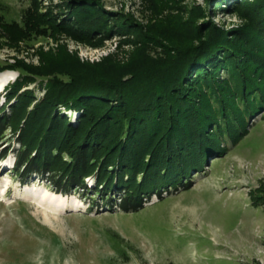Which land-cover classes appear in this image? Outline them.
I'll list each match as a JSON object with an SVG mask.
<instances>
[{"label":"rangeland","instance_id":"rangeland-1","mask_svg":"<svg viewBox=\"0 0 264 264\" xmlns=\"http://www.w3.org/2000/svg\"><path fill=\"white\" fill-rule=\"evenodd\" d=\"M1 1L4 9L0 10V22L7 23L14 36L0 37V65L5 67L0 72L10 70L15 78L3 87L0 106L7 101V85L21 73L19 65L57 68L73 62L75 68L83 64L89 73L103 68L99 72L106 70L110 75L115 72L112 62L124 63L136 55L142 34L167 30L177 23L182 28L197 14V24L212 21L219 31L231 38L234 33L237 38L238 28L245 29L249 22L243 10L237 9L247 0ZM31 4L37 7L36 12L56 22L52 29L46 33L17 30L22 11ZM245 33L247 37L238 41L250 53L234 50V59L239 60L238 68L246 79L243 92L264 102V35L254 38L250 37L252 32ZM148 41L152 56L163 50L150 38ZM220 57L216 90L222 82L234 87L228 61ZM125 74L124 84L131 80L123 88L125 91L135 89L141 94L149 89L146 83L147 87H142V77ZM40 79L27 83L20 91L30 89L35 96H43L48 77ZM203 89L205 96L198 94L193 99L200 106L202 102L203 107L209 104L206 109L213 106L212 112L218 111L223 118L222 102L214 100L217 96L213 92ZM239 97L234 96V107L231 103L227 108L234 114L245 107ZM123 101L127 105V99ZM120 108L116 113L122 111ZM63 110L75 122L81 112ZM176 113L175 120L180 121L187 112L178 108ZM199 117L200 114L185 118L183 128L169 120V126L161 124L163 129H169L165 140L178 136L176 139L185 137L183 141H189L180 158H173L174 165L168 162L172 167L169 175L176 177L179 172L177 178L187 181L162 183L158 179L156 188L162 191L163 199L154 193L135 212H124L116 206L107 209L102 195H95L93 190L85 197V193L81 196L77 191L62 195L36 174L23 181L11 168L14 150L2 157L8 144L0 142V264H264V106L247 116L241 140L221 139L220 149L210 147L206 135L201 134L206 121ZM181 129L187 130L186 135ZM195 130L193 137L187 136ZM10 141V147L18 146L15 139ZM199 149L202 154L197 159L193 154ZM195 160L201 162L199 167L186 172ZM88 177V185L94 187V176ZM135 187L134 183L132 189ZM50 192L58 195L57 200L50 197Z\"/></svg>","mask_w":264,"mask_h":264},{"label":"trees","instance_id":"trees-1","mask_svg":"<svg viewBox=\"0 0 264 264\" xmlns=\"http://www.w3.org/2000/svg\"><path fill=\"white\" fill-rule=\"evenodd\" d=\"M244 3L237 9L243 10L249 22L245 29L238 28L237 38L234 33L231 38L219 31L212 21L197 24L196 14L182 28L177 23L167 30L140 35L138 41L141 43L136 55L124 63L112 62L110 66L115 72L110 75L106 70L99 72L103 68L95 70L96 74L89 73L83 64L78 63L82 67L75 68L73 62L57 68L19 65L21 73L7 85V101L0 106V142L8 144L1 156L5 157L10 149L14 150L16 162L13 169L23 181L36 174L63 193L77 191L86 196L89 190H93L95 195H102V204L109 209L116 206L124 212H135L154 193L163 199L162 191L156 188L158 179L162 183L187 181L177 178L179 172L176 177L172 176L173 173L169 175L172 167L168 162L174 165L173 158H180L179 154L189 142L183 141L185 137L176 139L178 136H168L165 140L164 135L169 129H163V125L178 122L183 128L185 118L200 114L198 119L206 121L201 134L206 135L210 147L213 145V148L220 149L218 142L221 139L241 140L247 116L264 106L263 100L251 99L248 93L243 92L246 79L238 68L239 60L234 59V50L241 49L244 55L250 53L242 49V43L238 41V38L243 40L247 37L245 32H252L250 37L254 38L264 35V0H247ZM1 9L4 7L0 0ZM36 10L32 4L24 8L20 22L17 21V30L46 33L53 28L56 22ZM0 30L4 32H0V37L13 38L14 30L11 31L7 23L3 25L0 22ZM149 38L163 49L156 56H152L151 47L147 46ZM222 53L224 55L220 57ZM218 57L228 61L234 87L222 82L216 90L218 68L222 65ZM1 68L5 67L0 65ZM125 73L132 78L142 77L145 80H142V87L148 85L149 89L141 94L135 89L125 91L123 88L132 79L124 84ZM40 77V81L48 77L43 96H35L30 89L20 91L24 85ZM203 88L217 96L215 101L222 102L220 112L223 118L218 116V111L212 112L215 111L213 106L206 109L208 103L203 107L202 102L200 106L193 99L198 94L205 96ZM221 94L231 102H226ZM234 96H240L239 101L245 103V107L235 114L227 110ZM124 99H127V105L123 103ZM121 105L124 108H120ZM192 105L196 109L189 107ZM63 107L81 111L76 122L64 112ZM119 108L122 111L116 113ZM178 108L187 112L180 121L175 120ZM238 125L242 127L238 128ZM181 131L186 135L187 130ZM195 134L196 130L187 136L191 138ZM10 139H15L18 146L10 147ZM199 151L193 154L197 159L202 154ZM158 158L162 159L161 163H158ZM196 162L191 163L186 172L199 167L201 162ZM88 176H94V187L86 182ZM134 183L136 191L132 189Z\"/></svg>","mask_w":264,"mask_h":264},{"label":"bare ground","instance_id":"bare-ground-1","mask_svg":"<svg viewBox=\"0 0 264 264\" xmlns=\"http://www.w3.org/2000/svg\"><path fill=\"white\" fill-rule=\"evenodd\" d=\"M15 78V75H14V73H12V71H8V70H5V71H2V72H0V90H2L3 89V87H5V85L9 82V81H11V80H13ZM42 195V194H41ZM50 197H52L54 200L56 199L57 200V197L56 196H58V195H56L55 196V194H53L52 192H50ZM49 195H45L47 198H48V196ZM63 195V194H62ZM38 198V197H37ZM59 199H60V197H59ZM37 200V199H36ZM40 201V200H39ZM49 201V200H48ZM37 203H40V202H38V200H37Z\"/></svg>","mask_w":264,"mask_h":264}]
</instances>
